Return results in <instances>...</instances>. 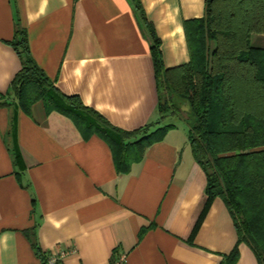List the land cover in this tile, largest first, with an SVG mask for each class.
<instances>
[{
    "label": "crops",
    "instance_id": "1",
    "mask_svg": "<svg viewBox=\"0 0 264 264\" xmlns=\"http://www.w3.org/2000/svg\"><path fill=\"white\" fill-rule=\"evenodd\" d=\"M205 14L206 0H0V264H44L53 249L70 252L64 264H228L239 237L222 199L193 237L208 178L185 120L120 175L106 141L42 101L24 112L11 93L23 67L11 43L26 28L63 94L116 128H143L160 104L153 34L167 69L188 65L186 22ZM252 45L264 49V34ZM239 253L236 264H259L247 244Z\"/></svg>",
    "mask_w": 264,
    "mask_h": 264
},
{
    "label": "trees",
    "instance_id": "2",
    "mask_svg": "<svg viewBox=\"0 0 264 264\" xmlns=\"http://www.w3.org/2000/svg\"><path fill=\"white\" fill-rule=\"evenodd\" d=\"M186 32L191 62L174 69L165 67L153 34L160 104L157 119L138 130L116 128L80 98L63 94L35 61L26 28L19 27L11 43L23 63L11 93L24 112L42 101L48 113L72 119L87 139L106 141L120 175H129L185 120L189 145L208 178L207 204L193 237L220 198L239 237L228 264L238 262L242 243L264 264V49L252 45L253 35L264 34V0H206L205 17L186 22ZM182 108L189 118L180 116ZM13 152L24 166L20 150Z\"/></svg>",
    "mask_w": 264,
    "mask_h": 264
},
{
    "label": "built area",
    "instance_id": "3",
    "mask_svg": "<svg viewBox=\"0 0 264 264\" xmlns=\"http://www.w3.org/2000/svg\"><path fill=\"white\" fill-rule=\"evenodd\" d=\"M70 254V252L62 250H50L44 253V264H64V260ZM126 258L121 257L118 260H115L113 264H125Z\"/></svg>",
    "mask_w": 264,
    "mask_h": 264
},
{
    "label": "rangeland",
    "instance_id": "4",
    "mask_svg": "<svg viewBox=\"0 0 264 264\" xmlns=\"http://www.w3.org/2000/svg\"><path fill=\"white\" fill-rule=\"evenodd\" d=\"M185 108H182V112L180 113V116H182L183 118H185V119H187V118H189V115L188 114H186V110H184ZM188 113V112H187ZM178 121H180V120H178ZM177 121V122H178ZM185 122V121H184Z\"/></svg>",
    "mask_w": 264,
    "mask_h": 264
}]
</instances>
